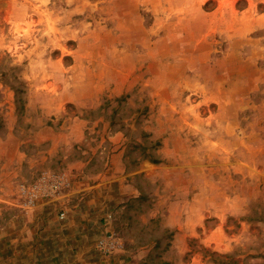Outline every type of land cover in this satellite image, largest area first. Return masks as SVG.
I'll list each match as a JSON object with an SVG mask.
<instances>
[{"label":"rangeland","instance_id":"obj_1","mask_svg":"<svg viewBox=\"0 0 264 264\" xmlns=\"http://www.w3.org/2000/svg\"><path fill=\"white\" fill-rule=\"evenodd\" d=\"M86 193L98 264H264V0H0V229Z\"/></svg>","mask_w":264,"mask_h":264},{"label":"crops","instance_id":"obj_2","mask_svg":"<svg viewBox=\"0 0 264 264\" xmlns=\"http://www.w3.org/2000/svg\"><path fill=\"white\" fill-rule=\"evenodd\" d=\"M70 195L55 203L39 202L0 229L6 245L0 263L98 264L100 256L94 246L105 229L99 220L104 209L93 199L87 200L93 194L79 195L78 200ZM61 209L66 211L65 219L60 218Z\"/></svg>","mask_w":264,"mask_h":264}]
</instances>
